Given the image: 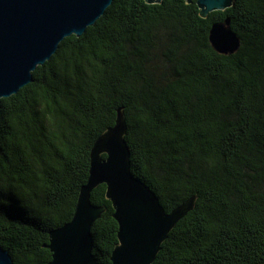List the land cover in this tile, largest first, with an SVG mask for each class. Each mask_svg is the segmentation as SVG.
Wrapping results in <instances>:
<instances>
[{
    "label": "trees",
    "instance_id": "16d2710c",
    "mask_svg": "<svg viewBox=\"0 0 264 264\" xmlns=\"http://www.w3.org/2000/svg\"><path fill=\"white\" fill-rule=\"evenodd\" d=\"M227 17L242 40L234 54L209 40ZM33 76L0 109V245L16 264L51 261L50 232L72 220L119 111L131 171L165 211L196 198L152 264H264V0L207 15L198 0H114ZM90 199L105 207L93 253L113 264L108 185Z\"/></svg>",
    "mask_w": 264,
    "mask_h": 264
},
{
    "label": "water",
    "instance_id": "95a60500",
    "mask_svg": "<svg viewBox=\"0 0 264 264\" xmlns=\"http://www.w3.org/2000/svg\"><path fill=\"white\" fill-rule=\"evenodd\" d=\"M113 1L0 0V109L2 98L33 82V72L52 58L60 43L66 37L85 33ZM198 3L202 14L207 15L231 6L233 0ZM209 40L222 54H234L242 44L230 17L213 23ZM125 133V117L119 111L116 125L94 144L90 175L81 189L72 220L50 232L48 247L53 254L48 264H100L93 253L92 227L105 207L93 205L90 197L101 183L108 185V197L119 223L120 244L112 253L113 264H152L170 231L194 208L195 197L170 213L165 211L155 192L131 171ZM0 264H16L10 251L1 245Z\"/></svg>",
    "mask_w": 264,
    "mask_h": 264
}]
</instances>
